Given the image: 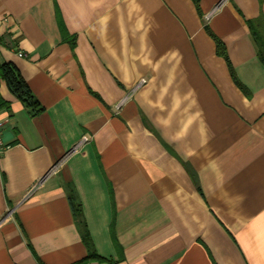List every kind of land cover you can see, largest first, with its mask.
I'll return each mask as SVG.
<instances>
[{
	"label": "crops",
	"instance_id": "obj_1",
	"mask_svg": "<svg viewBox=\"0 0 264 264\" xmlns=\"http://www.w3.org/2000/svg\"><path fill=\"white\" fill-rule=\"evenodd\" d=\"M259 18L264 0H0V63L43 108L0 73V264H264Z\"/></svg>",
	"mask_w": 264,
	"mask_h": 264
},
{
	"label": "trees",
	"instance_id": "obj_2",
	"mask_svg": "<svg viewBox=\"0 0 264 264\" xmlns=\"http://www.w3.org/2000/svg\"><path fill=\"white\" fill-rule=\"evenodd\" d=\"M196 5L199 7L200 0H194ZM250 28L253 32L254 39L258 46L260 58L264 64V19L249 20ZM222 43L219 42L220 52H223ZM222 48V49H221ZM0 73L5 77L10 85L11 90L26 103V105L32 109L34 114H37L43 110L38 99L34 96L29 84L22 77V75L9 63H0ZM72 200L74 199L71 196ZM80 211L76 207V212Z\"/></svg>",
	"mask_w": 264,
	"mask_h": 264
},
{
	"label": "built area",
	"instance_id": "obj_3",
	"mask_svg": "<svg viewBox=\"0 0 264 264\" xmlns=\"http://www.w3.org/2000/svg\"><path fill=\"white\" fill-rule=\"evenodd\" d=\"M20 56H26L25 53L20 52ZM4 128H5V123L0 120V153H2L7 146L5 145L4 142Z\"/></svg>",
	"mask_w": 264,
	"mask_h": 264
}]
</instances>
